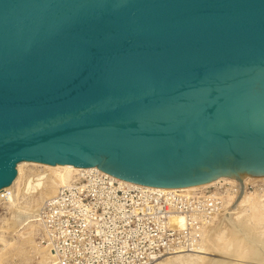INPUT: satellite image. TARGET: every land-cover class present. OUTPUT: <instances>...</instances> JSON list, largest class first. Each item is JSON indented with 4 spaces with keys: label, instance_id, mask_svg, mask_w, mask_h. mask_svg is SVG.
<instances>
[{
    "label": "water",
    "instance_id": "obj_1",
    "mask_svg": "<svg viewBox=\"0 0 264 264\" xmlns=\"http://www.w3.org/2000/svg\"><path fill=\"white\" fill-rule=\"evenodd\" d=\"M179 189L264 177V0H0V190L20 162Z\"/></svg>",
    "mask_w": 264,
    "mask_h": 264
},
{
    "label": "bare ground",
    "instance_id": "obj_2",
    "mask_svg": "<svg viewBox=\"0 0 264 264\" xmlns=\"http://www.w3.org/2000/svg\"><path fill=\"white\" fill-rule=\"evenodd\" d=\"M26 170H28V175L25 176L24 173ZM89 173H95L100 177L107 178L110 182H115L128 189L139 190L143 193L147 192L157 196L168 197L175 195L189 197L207 189H214L211 196L221 201L223 208L221 205L219 214H223L221 216L218 214L213 215L210 219L211 221H208L206 225L202 226L199 233L201 239L199 247H197L199 249H196L198 251H196L195 254L181 257L176 255L168 256L154 264H206L207 261V264H217L220 261L219 259L223 260L227 259V257H230L231 261L232 259L238 260L239 263L240 261H249L254 258L258 259L259 255H256L255 251H250L249 247L251 246H249V242H251V239L247 242L246 237L251 236L253 237L252 239L264 243V196H260L256 192H248L246 191V187L250 184L263 181L264 177L244 178L243 192L235 206L230 209L238 195L239 185L237 181L218 179L203 185L179 189L153 188L139 186L116 179L97 169L96 166H91L90 168H75L66 165H47L25 161L15 166V175L12 182L0 190L1 206L7 211H11V213L12 211L17 214L19 213L16 218L19 217V221L22 220L20 223L18 222L19 225L18 223L15 225V222L12 223L11 221V223H7L5 229L8 231L7 235L10 236L0 235V261L14 253L19 254L22 250H25L26 246L37 248L36 244L33 243L31 233H33L35 227H39L35 217L36 211L39 210L40 205L46 199L53 197L59 188L67 186L78 176ZM217 186L228 187V189L224 188L223 192H218L219 189ZM8 193H10L9 196L7 195ZM218 224L220 225L219 230L217 229V232L209 235V230L213 229L215 225L218 226ZM168 225L175 231L182 230L183 217L179 214H171L168 219ZM240 228L243 234L242 231L240 232L241 234H239ZM14 238H16V241L19 240V242H12ZM246 242L249 243V247ZM258 244H261V242H258L257 245ZM254 249H256V247ZM46 251L41 255L42 259L39 258L41 263L54 264L55 259L53 260L50 253ZM212 257L219 259H213ZM220 262L224 263L227 261Z\"/></svg>",
    "mask_w": 264,
    "mask_h": 264
},
{
    "label": "built area",
    "instance_id": "obj_3",
    "mask_svg": "<svg viewBox=\"0 0 264 264\" xmlns=\"http://www.w3.org/2000/svg\"><path fill=\"white\" fill-rule=\"evenodd\" d=\"M213 191L207 189L189 197L157 196L89 173L78 176L46 199L35 219L41 241L58 250L95 249L113 237L129 239L143 235L138 230L142 220L150 226V234H183L190 240L221 209V201L211 196ZM171 214L183 217L182 230L170 228ZM182 241L185 242L178 243L177 248L187 245L186 239ZM189 247H193L190 242Z\"/></svg>",
    "mask_w": 264,
    "mask_h": 264
},
{
    "label": "rangeland",
    "instance_id": "obj_4",
    "mask_svg": "<svg viewBox=\"0 0 264 264\" xmlns=\"http://www.w3.org/2000/svg\"><path fill=\"white\" fill-rule=\"evenodd\" d=\"M27 171L28 170H26V172L24 173L25 176L28 175ZM254 184L248 185L246 187V191L252 192V193L256 192L258 195L264 196V180L254 183ZM217 188L220 190L218 192H223L224 188L228 189V187H220V186H217ZM222 208H223V205H222ZM219 211L216 214L221 216L223 213H221L220 215ZM17 215H19V213L17 214L14 211H12L11 213V211L9 210L7 211L0 204V235L10 236V235H7L8 231H6L5 226L7 227V223H9L10 221L12 223L15 222V225H17L18 222L20 223V221L22 220L19 221V217L16 218ZM142 221H140L139 223L138 230L144 236L135 235L129 239H126V238L119 239L117 237L116 238L113 237L110 240H107L106 243L99 244V247L95 249L58 250L55 248H50L43 241H41L42 240L41 232L39 230L40 227H35L33 233L31 234H32L33 243L36 244L37 248L26 246L27 249L25 248V250H22L19 254L14 253L6 257V259L4 258L5 260L3 259L4 261L3 260L0 261V264H43V262L41 263L40 259H42L41 255L46 250H48L46 252L50 253L53 260L55 259L54 264H154L157 261L165 257H168V256L170 257V256L176 255V256L181 257L185 255L195 254V252L198 251L196 249H199L197 247H199V243L201 239V236L199 234L200 232L198 234H195L194 237L191 238L190 240L188 238H185V235L183 234L179 235L178 237L177 236H167V235L160 234V233L150 234L149 233L150 226L147 224L146 221L144 220ZM155 221L156 223H159L160 219L155 220ZM219 227H220L219 224L218 226L215 225L213 229L209 230V235H211V233L213 234L214 232H217L219 230ZM241 231L242 229L239 231V234H241L240 233ZM242 234H243V231H242ZM182 238L186 239V241L188 242L186 244L188 246L185 245L184 247L177 248L178 243L185 242V241H182ZM252 238L253 237L251 236L246 237L247 242L250 241L249 239H251V242L253 241L252 243L249 242L250 243L249 246L251 247L248 246L249 243L246 242V244L250 248V251H255L256 255H259L258 259L254 258V259H250L249 261L248 260L243 261V262L240 261L239 263L238 260L232 259L231 261L230 257H227V259H223V260L216 258V257H212V258L219 259L220 261H227L224 263L219 261L220 264H225V263L227 264H230V263L232 264L233 263L234 264H242V263L243 264H264V249H263L264 243L262 241L254 240ZM15 241H16V238L12 240V242H15ZM17 242H19V240L16 241V243ZM189 242L191 245H193V247H189ZM258 242H261V244L257 245ZM253 243H254V246H253ZM45 246H47L48 248ZM255 247L256 249H254ZM259 251H262V252H259Z\"/></svg>",
    "mask_w": 264,
    "mask_h": 264
}]
</instances>
